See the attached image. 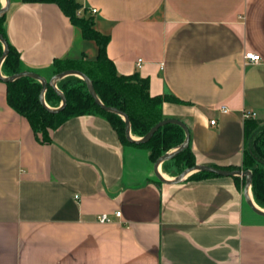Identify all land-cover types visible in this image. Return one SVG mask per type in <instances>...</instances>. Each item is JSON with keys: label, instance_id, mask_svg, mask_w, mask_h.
<instances>
[{"label": "crops", "instance_id": "crops-1", "mask_svg": "<svg viewBox=\"0 0 264 264\" xmlns=\"http://www.w3.org/2000/svg\"><path fill=\"white\" fill-rule=\"evenodd\" d=\"M77 1L109 36L118 74L180 100L162 114L188 127L195 164L239 169L243 112L264 124V0ZM5 29L43 76L55 59L97 56L56 3L9 0ZM250 51L260 60L245 59ZM50 137L40 141L8 105L0 79V264H264V215L248 205L244 176L161 181L149 150L100 114L71 116ZM162 163L160 176L175 178Z\"/></svg>", "mask_w": 264, "mask_h": 264}, {"label": "trees", "instance_id": "trees-1", "mask_svg": "<svg viewBox=\"0 0 264 264\" xmlns=\"http://www.w3.org/2000/svg\"><path fill=\"white\" fill-rule=\"evenodd\" d=\"M24 2H52L68 15L71 22L80 28L81 36L92 39L98 47L94 60H87L84 55L77 59H55L51 73L45 76L47 80L52 75L67 69L79 70L92 83L96 95L101 103L111 106L125 113L129 118L130 133L142 137L158 121L164 119L162 104L166 101L179 102L171 93L151 95L146 77L138 73L130 75L118 74L113 62L106 53L109 36L102 34L93 27V18L89 15L77 14L81 4L77 0H22ZM1 8V5H0ZM0 34L7 43V54L0 66L1 73L11 76L28 70L41 74L30 67H25L19 51L10 42L5 29V13L0 15ZM3 44L0 41V57ZM42 75V74H41ZM74 81L75 84L63 86L64 82ZM6 86V100L8 105L24 116L29 122L37 138L42 142L51 140L50 131L59 126L67 118L81 114H100L104 116L118 132L122 141L146 147L151 159L155 160L157 151H165L181 144L185 138L184 130L174 123H167L159 127L146 142H130L125 135V121L117 113L104 110L91 96L86 81L74 75H67L57 81V87L65 97V105L58 111H51L40 101L41 83L29 75L18 76L13 80L4 81ZM44 99L48 106L58 107L61 96L54 88L47 84ZM245 129L249 135L243 151L242 164L239 169L251 171V192L255 203L264 208V124H259L253 118H246ZM262 133V134H261ZM187 156L186 166L195 165L193 153L188 145L174 155ZM159 157V155L157 156ZM156 157V158H157ZM164 162V161H163ZM214 174L197 171L191 176Z\"/></svg>", "mask_w": 264, "mask_h": 264}, {"label": "water", "instance_id": "water-1", "mask_svg": "<svg viewBox=\"0 0 264 264\" xmlns=\"http://www.w3.org/2000/svg\"><path fill=\"white\" fill-rule=\"evenodd\" d=\"M8 6H9V0H6V5L2 6L0 8V15L4 14L7 11ZM0 41L3 44V53H2V55L0 57V66H1L3 58L7 54V43H6L5 38H3V36L1 34H0ZM71 74L72 75H78V76H80L82 79H84L86 81V84H87V87H88V90H89L91 96L94 98L95 102H97L100 105V107L102 109L110 111V112L117 113V114H119V115H121L123 117V119L125 121V135H126V138L130 142H146V141H148V139L151 137V135L159 127H161V126H163L164 124H167V123H174V124H177V125H179V126H181L183 128L184 133H185V138H184L183 142L181 144H179L178 146H176L171 152H166L163 155H161L154 162L153 167H154L155 174L161 181H164V182H169V181L176 182V181H179L180 179H182L188 173H191L193 171H204V172H209V173H214V174H219V175L244 176L246 178L245 179V190H247L248 186L251 187V171L249 169H233V170H229V169L216 168V167H213V166H208V165H203V164H195L193 166L185 168L181 173H179L177 176H175V178H173L172 180H166L165 178L161 177L160 174L158 173V169H157L159 163L163 162V161H165L167 159L172 158L174 155H176L178 152H180L182 149H184L189 143L190 134H189V129L185 125V123L182 122L181 120L177 119V118H164V119L158 121L157 123H155L144 136L135 139L133 137V135L130 133V123H129L128 116L125 113H123L122 111H120L119 109L115 108V107L106 106L103 103H101V101L99 100L98 96L95 93V90H94V88L92 86L91 80L84 73H82L79 70L67 69V70H64L62 72H59V73L53 75L49 80H47L45 76H43V75H41V74H39L37 72H33V71L24 70V71L15 73V74H13L11 76H5V75H3L1 73V70H0V79L3 80V81H6V80L9 81V80L15 79L18 76H22V75H29V76L35 78L42 85L41 90H40V94H39L41 103L46 108H48L51 111H58L59 109H62L63 106L65 105V97H64L63 93L57 88L55 83H56L57 80H59L63 76L71 75ZM47 84H50L54 88V90L61 96V103H60V105L58 107H54V108L50 107L45 102L44 92H45V89L47 87ZM246 200H247V203L250 206V208L255 213L260 214V215H264V210L263 209H261L254 202H252L251 199L247 198Z\"/></svg>", "mask_w": 264, "mask_h": 264}, {"label": "rangeland", "instance_id": "rangeland-1", "mask_svg": "<svg viewBox=\"0 0 264 264\" xmlns=\"http://www.w3.org/2000/svg\"><path fill=\"white\" fill-rule=\"evenodd\" d=\"M0 5H1V3H0ZM51 69L52 68H49V70H48V74H46V76H49L50 75V73H51ZM53 76V75H52ZM51 76V77H52ZM65 76H67V75H65ZM74 76H77V77H80V76H78V75H74ZM50 77V78H51ZM64 77V76H63ZM62 77V78H63ZM49 78V79H50ZM81 78V77H80ZM61 79V78H60ZM59 79V80H60ZM58 81V80H57ZM57 81H56V86H57ZM71 84H75V82L74 81H69V82H64V84H63V86L64 87H66V86H68V85H71ZM58 88V87H57ZM59 89V88H58ZM262 134V133H261ZM175 148V147H174ZM174 148H169V149H166L165 151H162V150H159V151H157L158 153H156V156L154 157L155 158V160H153V162H155L161 155H163L164 153H166V152H171ZM159 155V157H157ZM157 157V158H156ZM174 157V156H173ZM170 158V159H167V160H165V163H162V168H163V170H166V171H172V172H175V173H181L187 166H186V164H185V162H186V158H187V156H184V155H182V156H178V157H175V158ZM177 174V175H178Z\"/></svg>", "mask_w": 264, "mask_h": 264}, {"label": "built area", "instance_id": "built-area-1", "mask_svg": "<svg viewBox=\"0 0 264 264\" xmlns=\"http://www.w3.org/2000/svg\"><path fill=\"white\" fill-rule=\"evenodd\" d=\"M95 11H96L95 8H91V12H95ZM244 58L247 59V60H249V61H251V62H257V61L260 60V55L257 54V53H254V52H251V51H250V52H246V53H245ZM141 61H142L141 58H138V59H137V63H136L137 66L140 65V62H141ZM222 110L225 111L224 108H222ZM255 116H256V113H255L254 111H244V112H243V117H244V119H246V118H253V117H255ZM214 122H215L214 119H211V120H210V123H211V124H214ZM115 214H116V215H120V211H116ZM98 220H99L100 222H107V221H109L110 219L108 218V216H107L106 214H101V215L98 216Z\"/></svg>", "mask_w": 264, "mask_h": 264}]
</instances>
